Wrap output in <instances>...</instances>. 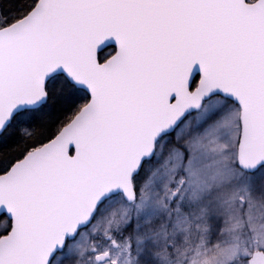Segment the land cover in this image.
Here are the masks:
<instances>
[{"label": "snow or ice", "instance_id": "obj_1", "mask_svg": "<svg viewBox=\"0 0 264 264\" xmlns=\"http://www.w3.org/2000/svg\"><path fill=\"white\" fill-rule=\"evenodd\" d=\"M0 264H264V0H0Z\"/></svg>", "mask_w": 264, "mask_h": 264}]
</instances>
